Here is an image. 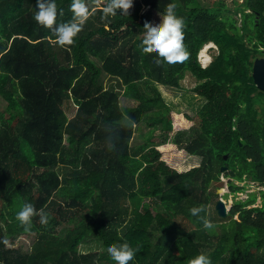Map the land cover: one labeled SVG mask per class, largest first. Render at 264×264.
Listing matches in <instances>:
<instances>
[{
    "label": "trees",
    "instance_id": "16d2710c",
    "mask_svg": "<svg viewBox=\"0 0 264 264\" xmlns=\"http://www.w3.org/2000/svg\"><path fill=\"white\" fill-rule=\"evenodd\" d=\"M208 1L133 0L126 16L105 18L108 0H85L88 20L61 46L55 25L35 22L36 0H0V264H116L107 245L122 243L135 251L129 264H189L199 254L264 264V189L259 206L252 193L224 218L215 209L245 191L235 182L264 188V93L252 78L264 58V0ZM56 4V23L69 22L72 0ZM169 4L184 19L188 57L157 64L141 45L143 22ZM188 75L206 101L196 127L157 87L180 89ZM143 124L146 141L133 147ZM173 131L181 171L168 156ZM25 202L48 224L36 216L25 230L15 218ZM23 236H35L28 253L9 245Z\"/></svg>",
    "mask_w": 264,
    "mask_h": 264
},
{
    "label": "clouds",
    "instance_id": "9594fccd",
    "mask_svg": "<svg viewBox=\"0 0 264 264\" xmlns=\"http://www.w3.org/2000/svg\"><path fill=\"white\" fill-rule=\"evenodd\" d=\"M72 19L66 23H56L57 4L56 0H36L34 10L35 22L43 27L52 28L58 45H72L74 38L80 33L89 18V7L85 0H72ZM133 7V0H108L103 8L105 18L118 15L126 16ZM156 23L148 20L143 22V33L141 45L145 51L156 53L154 60L160 63H177L187 59L188 53L184 45L185 22L182 17L176 15L175 6L169 4L159 16ZM167 88V87H166ZM224 189V188H223ZM193 215H198L202 208H193ZM39 217L41 225H47L49 214L44 209L37 210L32 203L25 202L19 212L16 213V220L25 230H29L33 217ZM204 227L212 228L210 221L204 220ZM107 252L116 264H129L134 260L135 251L128 243L108 244ZM189 264H212L211 259L199 254L189 261Z\"/></svg>",
    "mask_w": 264,
    "mask_h": 264
},
{
    "label": "rangeland",
    "instance_id": "374dc122",
    "mask_svg": "<svg viewBox=\"0 0 264 264\" xmlns=\"http://www.w3.org/2000/svg\"><path fill=\"white\" fill-rule=\"evenodd\" d=\"M233 1L234 0H224V2L229 6L232 7L233 6ZM210 2V0L208 1V3ZM161 14L155 13L151 23H156L159 20V16ZM206 50V51H205ZM204 52V55L208 58V61L206 62L205 60V64L208 65L211 62V57L213 54L216 53V51L214 50L212 44L208 45L207 47H205L201 53ZM201 53H200V61H203V58H201ZM206 53V54H205ZM204 63V62H202ZM196 81L194 78L189 77V75L182 81L181 85L182 88L180 89H172V88H168L167 89L164 86H158V90L161 94V97H163V99L165 100V102L167 103L168 107L173 110L176 113H180V114H185V115H189V117H191L192 119V123L190 124V127H196L198 125V118H197V114L199 112V110L201 109L202 105L205 104V100L201 99L200 97H198L197 95L193 94L190 89L195 85ZM121 103L123 106H129L132 107L134 106V103L129 101L126 98H122L121 99ZM65 111L68 115V117H72L74 115V108L71 105H66L65 106ZM151 127L143 124L142 126H137L135 128V133H134V139L131 142V145L134 146H138V145H142L145 143L146 141V137L148 135V132L150 131ZM170 136H168L166 142H168V144L170 145L169 147V151H168V156L171 157L174 161H176L177 163V169L178 171L183 170L181 163V159L185 157V155L182 153L181 157H177V148L175 147L174 143H173V138H174V131L172 133L169 134ZM159 134L156 133L155 134V138L154 141L161 143L163 138L162 136L159 138L158 137ZM24 150L25 152L29 153V148L24 144ZM224 189L226 190V185L225 183L227 182V180L224 178ZM235 184H239L241 186H245V191L243 193H237L235 195V198L233 195H229L226 199H223L226 203V207L229 210L231 205H233V203L235 201H245L250 194L252 193H256L257 194V201L255 206H259L261 204V199L259 198V194L258 192L262 189H264L263 187L258 186L257 184L251 183V182H244L243 184H240L239 182H235ZM220 186V184H218ZM227 194V193H225ZM228 214V213H227ZM1 223V221H0ZM58 233L60 235H63L65 233V230H63V228H59ZM35 236H23V237H15L14 241H10L9 245H12V248L14 249H19L25 253L30 252L32 245L34 243V238Z\"/></svg>",
    "mask_w": 264,
    "mask_h": 264
},
{
    "label": "water",
    "instance_id": "95a60500",
    "mask_svg": "<svg viewBox=\"0 0 264 264\" xmlns=\"http://www.w3.org/2000/svg\"><path fill=\"white\" fill-rule=\"evenodd\" d=\"M238 3H242L243 0H237ZM253 81L260 91L264 93V58H258L253 63L252 70ZM226 159V156H225ZM224 169H222L223 171ZM226 192L225 189L221 188L217 191L218 195H223ZM215 209L218 215L222 218L226 217L228 209L223 199H219L215 205Z\"/></svg>",
    "mask_w": 264,
    "mask_h": 264
},
{
    "label": "bare ground",
    "instance_id": "6f19581e",
    "mask_svg": "<svg viewBox=\"0 0 264 264\" xmlns=\"http://www.w3.org/2000/svg\"><path fill=\"white\" fill-rule=\"evenodd\" d=\"M213 46V45H212ZM206 51V50H205ZM205 51H203L202 53H201V58H203V62H204V64H205V60H206V62L208 61V58L204 55V52ZM206 54V53H205ZM205 59V60H204Z\"/></svg>",
    "mask_w": 264,
    "mask_h": 264
},
{
    "label": "crops",
    "instance_id": "0c3cea01",
    "mask_svg": "<svg viewBox=\"0 0 264 264\" xmlns=\"http://www.w3.org/2000/svg\"><path fill=\"white\" fill-rule=\"evenodd\" d=\"M166 88V87H165ZM167 89V88H166Z\"/></svg>",
    "mask_w": 264,
    "mask_h": 264
}]
</instances>
